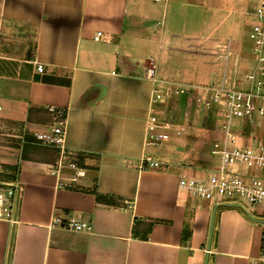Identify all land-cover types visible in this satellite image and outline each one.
<instances>
[{
	"label": "crops",
	"instance_id": "obj_1",
	"mask_svg": "<svg viewBox=\"0 0 264 264\" xmlns=\"http://www.w3.org/2000/svg\"><path fill=\"white\" fill-rule=\"evenodd\" d=\"M195 2L0 0V125L18 128L25 140L1 152L4 169L17 168L11 183L19 187V196L11 208L16 223L0 220V264L256 262L262 229L235 208L217 210L207 258L213 208L178 187L182 177L199 176L200 170L166 163L161 153L143 147L147 120L169 122L159 113L172 100L151 105L152 84L143 72L151 62L157 63L160 78L169 81L196 88L213 81V46L223 42L208 40L207 23H202ZM169 10L173 31L165 39ZM161 11V21L155 23ZM97 33L102 40H93ZM169 41L178 48L168 46ZM164 42L170 71L160 68ZM172 52L184 57L186 72L178 63L171 66ZM249 59L241 64L250 65ZM38 65L43 73H37ZM187 106L182 121L169 123H186L189 130ZM50 107L65 112V151L76 167L64 164L60 177L72 179L77 170L84 172L74 184L65 181L62 189L56 188V150L31 145L25 135L51 125ZM212 132L207 167L213 164L211 150L221 141L215 129ZM244 135H239L241 144ZM189 136V131L177 138L171 134L169 147L175 150L173 142ZM144 152L159 156L164 165L140 170ZM79 156L83 167L74 162ZM92 191L118 206L98 203ZM52 214L88 221L91 231L50 229Z\"/></svg>",
	"mask_w": 264,
	"mask_h": 264
},
{
	"label": "built area",
	"instance_id": "obj_2",
	"mask_svg": "<svg viewBox=\"0 0 264 264\" xmlns=\"http://www.w3.org/2000/svg\"><path fill=\"white\" fill-rule=\"evenodd\" d=\"M247 16L253 21L248 33L249 47L246 49V54L252 61L250 65L241 64L240 56L229 39L213 46L215 73L212 83L205 87L196 88L160 78L156 62H151L143 72L145 79L152 84L151 105L165 104L176 96L189 99L194 96V92L199 91L203 95L205 107L214 111L215 131L221 136V141L219 148L215 145L211 150L213 164L201 169L199 176L182 177L178 187L211 208L238 206V210L259 221L257 224L262 229L260 251L256 262L251 264H264V218L257 217L250 211L255 209L264 214V177L261 176L264 171V147H255L254 144L247 146L238 140L246 129L251 131L258 128L264 121V0H258ZM102 38V34L97 33L93 40L99 41ZM36 71L43 73V67L38 65ZM47 111L51 125L41 130L28 129L30 132L25 135L30 136L29 144L57 151L56 188L62 189L67 186L65 181L74 184L77 179L84 177V172L77 170L72 179L60 177L59 171L64 164L68 163L70 168L76 167L70 163L65 151V112L54 107ZM147 121L143 145L145 151L148 149L160 152L170 143L171 134L177 138L188 131L186 123L175 125L152 119ZM11 140L25 143L18 128L0 125V157L1 152L13 144ZM163 165L159 156L144 152L139 169H159ZM5 166L0 160V174L4 172ZM17 193L19 196L16 184L0 182V220L16 223L11 208ZM49 228H59L71 233L91 231L88 221H79L71 215L61 217L52 214Z\"/></svg>",
	"mask_w": 264,
	"mask_h": 264
},
{
	"label": "rangeland",
	"instance_id": "obj_3",
	"mask_svg": "<svg viewBox=\"0 0 264 264\" xmlns=\"http://www.w3.org/2000/svg\"><path fill=\"white\" fill-rule=\"evenodd\" d=\"M258 2V0H196L195 4L200 9V18L202 23H207L206 33L207 38L211 42L213 40H220L224 42L228 39H232L235 43L236 52L240 56L241 62H245L249 57L246 54V49L244 46L249 44L248 33L251 28V24L253 21L247 16L250 9L253 7L252 3ZM171 14V10H169L167 21L165 23L166 26V38L170 39L172 35L173 29L171 28L170 19L168 17ZM162 11L159 12L158 17H154L155 23L161 21ZM156 29V28H155ZM156 30H159L157 27ZM154 46V55L157 52L156 42ZM163 53L161 54V65L160 68L162 70L169 69L168 63V55L170 54L166 51V42L163 43ZM168 46H172L173 48H178L177 44L169 41ZM210 46V43L208 44ZM152 53V54H153ZM171 66H174V63H178L181 65L177 66L183 72H186L187 68H182V60L184 57L176 52H172ZM155 58V56L150 55ZM166 57V58H165ZM155 60V59H154ZM185 60H189L186 59ZM250 60V59H249ZM159 61V58H158ZM248 62V61H247ZM192 64V61H190ZM180 96H176L169 101L166 106H163V109L160 110V119H164L166 121H182L183 114V106L188 105L187 108L189 111L185 114L188 119V124L190 123V129L188 130L190 136L186 139L175 141L174 148L169 147L171 144L168 143V149L164 147L160 150L159 154H162L166 159V163H174L179 165V168L182 167H191L192 169L201 170L207 167V149L210 143L213 141V132L215 129V117L214 112L212 113V109L206 108L203 104V96L201 97L194 95L189 99L179 98ZM177 98V101L173 99ZM189 113V114H188ZM42 121V120H41ZM45 123V121H42ZM193 127V128H192ZM195 135V137H194ZM183 138V137H182ZM181 139V138H179ZM243 143L247 146L254 144L255 147H264V121L258 128H254L251 131L249 129L245 130V135L242 138ZM13 143L12 146H15L16 142L11 140ZM56 153V157L58 158V154ZM174 153V155H173ZM174 156V157H173ZM179 157L178 161H173V158ZM173 157V158H172ZM172 160V161H171ZM170 161V162H169ZM188 162V163H187ZM187 163V164H186ZM252 213L257 217H263L264 214L258 212V210L250 209Z\"/></svg>",
	"mask_w": 264,
	"mask_h": 264
},
{
	"label": "trees",
	"instance_id": "obj_4",
	"mask_svg": "<svg viewBox=\"0 0 264 264\" xmlns=\"http://www.w3.org/2000/svg\"><path fill=\"white\" fill-rule=\"evenodd\" d=\"M41 115H44L45 112L40 111ZM30 115L28 116V119L31 120V117L34 115L32 112L29 113ZM38 114V113H36ZM44 117V116H42ZM75 164H77L80 167L84 166V158H81L80 156L78 158L75 159ZM17 175H18V171L16 167H6V169H4V172L2 174H0V180L1 179H5L9 182H14L17 179ZM2 181V180H1ZM92 194L95 196V199L98 203L100 204H106V205H110V206H118L116 204V202L110 198V197H105V196H101L99 194H97L95 191H92Z\"/></svg>",
	"mask_w": 264,
	"mask_h": 264
},
{
	"label": "water",
	"instance_id": "obj_5",
	"mask_svg": "<svg viewBox=\"0 0 264 264\" xmlns=\"http://www.w3.org/2000/svg\"><path fill=\"white\" fill-rule=\"evenodd\" d=\"M222 208H239L238 206H226V207H222ZM219 208L218 207H214L212 212H211V220H210V226H209V232H208V239H207V245H206V255L208 258V253L210 251V247H211V239H212V234H213V228H214V221H215V215L216 212ZM246 216L253 222L258 223L259 221H256L255 219H253L249 214H246ZM207 264V262L205 263Z\"/></svg>",
	"mask_w": 264,
	"mask_h": 264
}]
</instances>
